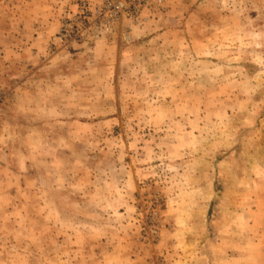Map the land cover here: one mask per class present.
<instances>
[{
	"label": "rangeland",
	"instance_id": "obj_1",
	"mask_svg": "<svg viewBox=\"0 0 264 264\" xmlns=\"http://www.w3.org/2000/svg\"><path fill=\"white\" fill-rule=\"evenodd\" d=\"M0 264H264V0H0Z\"/></svg>",
	"mask_w": 264,
	"mask_h": 264
}]
</instances>
